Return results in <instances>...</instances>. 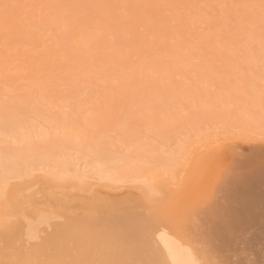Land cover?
I'll return each mask as SVG.
<instances>
[{"label":"bare ground","instance_id":"6f19581e","mask_svg":"<svg viewBox=\"0 0 264 264\" xmlns=\"http://www.w3.org/2000/svg\"><path fill=\"white\" fill-rule=\"evenodd\" d=\"M3 35L27 63L16 81L51 71L88 105L65 117L72 142L0 152V264H264L262 148L231 159L197 140L204 122L264 118V89L231 79L264 74V0H0ZM31 100L7 109L24 116ZM86 168L138 193L101 195Z\"/></svg>","mask_w":264,"mask_h":264},{"label":"rangeland","instance_id":"374dc122","mask_svg":"<svg viewBox=\"0 0 264 264\" xmlns=\"http://www.w3.org/2000/svg\"><path fill=\"white\" fill-rule=\"evenodd\" d=\"M1 37L2 38L0 39V107L2 106V109L3 108L4 109L2 110L0 108V111L2 112V113H0V116L1 115H6V116L9 115V119L7 120L8 124H6L7 126L5 125L6 128H5V126L0 128V152H1V156L3 157L2 158L3 160L2 159L1 160L8 162L10 156H12L11 153L17 151V149H19V148H21L24 151H26L27 148H31L30 150H31V152H33V149H34L33 146L38 145L36 142H38L40 145L41 140L43 142L44 139H46L45 137H47V136H49V137L51 136L50 138H53L55 136V138H59L60 140H62V138H63L65 140L64 143H66V140H67V142H69V141L72 142L75 139V137H74V135H72V134H74L73 133L74 130H73V127H70V125L72 126L71 123H73V122L70 123L67 120L68 118L66 117V115L67 116L70 115L72 110H76L78 113L85 110V108L88 105L85 102L86 99H85V95H84L87 92V89H84V88L82 89L83 85H81L80 88L82 91L80 92L81 94L79 95L81 97L75 96L74 93L72 94V92H70L71 89L67 84H64L60 80H59L60 82H56V81L52 80L51 77L53 76V74L51 71H49V72L46 71L47 74H46L45 78H46L47 82H41L44 84L34 83L35 81L29 82V80L27 81L25 78L17 79V81H16V79H14V78H17L16 76H18V74L19 75L21 74L22 76H24L25 75L24 73H27L28 70H26V71L24 70V69H26V68H24V66H26L27 63L21 62L20 60H17V59L14 60L13 57L14 56L18 57L19 54L18 55H13V54H15L17 52L16 51L17 49H20V46L14 42L9 41L11 36L3 35ZM18 46H19V48H18ZM9 55L10 56L13 55L12 56L13 59L11 60L12 63H10L11 57ZM7 60L9 62H7ZM253 61L257 62L258 59H254ZM15 63H18L17 66L14 65ZM255 67L256 66L250 67L251 69L253 68L252 69L253 71H251V73L250 72L247 74L236 73L237 75L236 74L233 75V77L231 79H234L238 76L239 78L241 77L240 80L237 79L238 77L236 78L238 84H241L244 82L256 83V84H254V86L259 85V86H261V88L264 89V74L261 77V79H263V80H261L259 74L255 70ZM34 71H35V68H34ZM32 73L35 74L36 71L33 72V70H32ZM37 74L40 75V73H38V72L35 75H37ZM47 76H49V77H47ZM9 77L12 78L13 80L8 79ZM38 78H40V77H38ZM37 81L40 82L41 80H37ZM11 82L15 83V84L12 86ZM195 82L197 84L200 83L198 81H195ZM46 85H47V87H46ZM248 86H250V85H248ZM203 88H204V90L206 89L207 95L211 96L212 98L217 93V91L215 90V86H213L212 88H209L205 84V87H203ZM28 97L32 100L30 102L31 104L29 103V106L26 108V111H25L26 113L24 116H19V114L16 115V113L12 114L9 112V110L7 109V106H9V108L10 107H19L20 108V106L22 104H24V105L27 104L26 103L27 101H25V100H27ZM223 97L234 99L232 96H224L223 95ZM10 98H11V100H10ZM238 100H239V98L235 99V101H238ZM179 110H180V107H179V109H176L175 111H179ZM17 111H19V109ZM7 112H8V114H7ZM57 114H58L59 118H61V117L67 118V119L66 118L65 119L68 122L65 119H62L64 122H67L65 124L66 126H64L63 128H62V126H63L64 122H62V120H57V123L54 120L57 117ZM13 115H16V117H13ZM11 116H12V118H11ZM210 117H208V121H209ZM10 118H11V120H10ZM249 119L253 120L254 122L251 123L250 125H247L246 123H244V122L240 121V119H238L239 123H237L235 125L236 127L233 126L231 123H228V122L227 123L226 122H219L218 124L215 125V124H212L211 121H209V123L208 124L206 123V125H205L204 120L199 121L200 123H198V125L199 124L201 125L204 122L202 124V126L205 128H207V127H209V128H207L208 129L207 138L204 139V136H203L204 134H200V135H198L199 139L197 138V140L201 143H204L205 141L209 142L211 140L210 146L216 145L217 143L220 144L221 142H224V147H225L224 151H226V154H229V153L231 154V156H232L231 159L234 157L237 158L240 155L242 158V157L248 156L249 154H252V152L257 153L256 151H254V148H260V149L262 148L263 150L261 149L260 151H258L257 155H263L264 154V134H262V133H264V120H263L264 118L263 117H257L256 119H252V115H250ZM9 120L10 121L14 120L13 121L14 123L13 122L10 123ZM226 124H228V125H226ZM19 125H20V128L18 127ZM245 125H246V127H244ZM182 126L183 127L185 126L184 127L185 129H183V127H181L182 128L181 129L178 126L176 127L177 129H175V131L177 130L176 134H175V136H177V138L174 136L173 138H171L169 140L171 143L169 141H167L166 143H164L165 145L163 144V146L166 147V149H165L162 146L163 151L165 153L168 152L167 150L169 148L175 147V145L173 143L177 144V141L179 143L180 140L182 143L184 142V139L186 138V135H187V134H185V132L187 133V129H186L187 126L184 124ZM211 128H213V129H211ZM16 129H17V131H15ZM70 130H72L73 132H71ZM164 130H165V127L162 126L160 132H162ZM183 130L184 131L186 130L184 132V134H183ZM18 131L19 132L21 131V132L19 133ZM178 131H179V135H178ZM247 131H248V133H246ZM256 132H258V133H256ZM117 135L119 136V134H117ZM178 136H180V137H178ZM39 137L42 139H40ZM49 137H47V138H49ZM65 138H68V139H65ZM171 140L173 141V143ZM174 141H176V142H174ZM17 143H19V144L17 145ZM201 143H199V144H201ZM168 145H170V146L172 145L173 147L172 146L170 147ZM144 146H146V145H144ZM144 146H142V148ZM12 149L15 151H13ZM4 151H6V152H4ZM66 151H68V153L70 152L69 154L73 153L72 150H66ZM2 153H3V155H2ZM29 153L30 152H28V154ZM7 154H8V156H7ZM32 154L35 155V153H32ZM63 154H61V155L63 156ZM62 156L60 158H63ZM211 157L212 156H210L208 159H205L204 162L210 160ZM223 157H225V155H223ZM223 157L221 155L220 159ZM67 158L68 157H66L65 159H67ZM34 162H35V165H34ZM34 162L32 164V165H34L33 168L40 167L38 165L39 163H37L36 161H34ZM77 162H79L78 164H80L81 167L84 164L83 163L84 161L82 159L78 160ZM85 171L88 172L87 173L88 176H90V177L92 176L91 177L92 179L91 178H88V179H91V181H93V183H94L92 185L93 189H96V192L99 194L102 193L101 195H106L107 193H110V192H111V194H113V193H116V191H121L122 188H123V191H126L128 193L137 192L140 188L141 183L135 179H134L135 181L133 179H128L125 182H123V181L122 182H111V184H113V185H110V187L108 188L109 185L105 187L106 184L105 185L102 184L101 180H99V178L97 176H94L90 170L88 171V169L86 168ZM114 185H117V187L118 186L119 187L118 188L112 187ZM120 186H122V187H120ZM129 191H131V192H129ZM103 192L106 194H104Z\"/></svg>","mask_w":264,"mask_h":264},{"label":"snow or ice","instance_id":"6c2138e0","mask_svg":"<svg viewBox=\"0 0 264 264\" xmlns=\"http://www.w3.org/2000/svg\"><path fill=\"white\" fill-rule=\"evenodd\" d=\"M262 134H264V133H262Z\"/></svg>","mask_w":264,"mask_h":264}]
</instances>
